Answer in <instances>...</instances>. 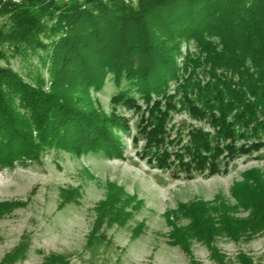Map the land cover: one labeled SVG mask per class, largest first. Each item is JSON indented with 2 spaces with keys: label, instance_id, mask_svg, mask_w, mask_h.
I'll list each match as a JSON object with an SVG mask.
<instances>
[{
  "label": "trees",
  "instance_id": "16d2710c",
  "mask_svg": "<svg viewBox=\"0 0 264 264\" xmlns=\"http://www.w3.org/2000/svg\"><path fill=\"white\" fill-rule=\"evenodd\" d=\"M0 17L6 18L0 26V60L6 48L15 54L50 49L52 80L48 91L33 88L12 68L0 66V167L38 161L52 148L121 157L123 144L113 132H127L128 121L115 113L106 117L90 100L91 89L102 90L111 74L117 85L129 82L113 97L115 106L137 111L145 106L149 118L139 128L144 155L161 170L176 166L187 176L212 177L227 173L241 156L264 149V0H137L136 5L0 0ZM191 42L195 51L183 54L182 44ZM173 113H186L211 131L191 127L186 143L182 131L171 138L167 127ZM258 174L249 187L261 194L264 182ZM234 195L244 205L240 192ZM205 206L192 203L182 210L208 234L220 230L241 237L248 232H231L233 220L220 207L212 210L219 214L220 227H215ZM102 226L89 232L78 258L87 264H120L124 251ZM1 264H11L10 257ZM45 264L69 262L53 254Z\"/></svg>",
  "mask_w": 264,
  "mask_h": 264
},
{
  "label": "rangeland",
  "instance_id": "374dc122",
  "mask_svg": "<svg viewBox=\"0 0 264 264\" xmlns=\"http://www.w3.org/2000/svg\"><path fill=\"white\" fill-rule=\"evenodd\" d=\"M5 22L0 17V26ZM187 49L195 51L194 43H183V54ZM22 51L15 54L6 48L0 66L12 68L31 87L48 91L50 49ZM127 88L128 81L117 85L111 74L102 90L90 91L91 107L97 112L108 118L115 113L128 121L127 132H113L123 144L121 157L52 148L41 152L38 161L0 167V205H5L0 206L4 212L0 214V264L6 257L11 264H45L53 254L66 257L69 264H87L78 255L89 232L100 223L124 251L120 264H264V192L257 194L256 188L249 187L255 172L264 182V149L241 156L227 173L212 177L198 172L187 176L176 166L161 170L144 155L139 128L149 114H144L139 95L132 93L144 106L141 111L112 102ZM172 117L167 127L171 138L182 131L184 143L191 127L211 131L186 113ZM249 171L252 174L246 177ZM236 191L246 199L244 205ZM192 203L208 204L205 208L211 210L215 227H220L219 214L212 210L220 207L233 220L231 232L244 228L248 232L241 237L220 230L208 234L206 227H199V221L182 210ZM253 223L258 228L254 233L249 228Z\"/></svg>",
  "mask_w": 264,
  "mask_h": 264
},
{
  "label": "built area",
  "instance_id": "2783aa9c",
  "mask_svg": "<svg viewBox=\"0 0 264 264\" xmlns=\"http://www.w3.org/2000/svg\"><path fill=\"white\" fill-rule=\"evenodd\" d=\"M13 1L18 2L19 0H13Z\"/></svg>",
  "mask_w": 264,
  "mask_h": 264
}]
</instances>
